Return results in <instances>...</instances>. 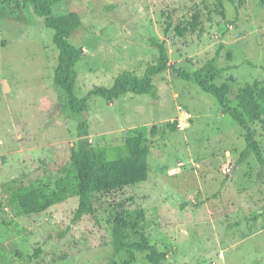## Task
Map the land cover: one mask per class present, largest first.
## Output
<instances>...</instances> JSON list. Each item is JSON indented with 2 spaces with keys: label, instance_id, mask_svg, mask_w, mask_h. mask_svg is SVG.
Masks as SVG:
<instances>
[{
  "label": "rangeland",
  "instance_id": "rangeland-1",
  "mask_svg": "<svg viewBox=\"0 0 264 264\" xmlns=\"http://www.w3.org/2000/svg\"><path fill=\"white\" fill-rule=\"evenodd\" d=\"M70 11L82 19L71 37L84 49L75 66L78 97L111 87L124 70L143 76L165 40L172 63L204 68L228 86L233 105L253 103L256 117L246 116L264 152V0L55 6L58 14ZM54 32L31 6L0 7V264H153L148 250H116L117 210L129 222L127 241L159 246L167 264H264V169L254 153L238 162L245 130L212 94L171 68L155 76L157 96L128 92L109 102L91 95L85 113L99 159L127 156L126 139L144 130L147 180L100 194L97 213L77 221L78 194L37 214L12 202L17 188H55L59 175L78 185L71 153L81 137L54 87Z\"/></svg>",
  "mask_w": 264,
  "mask_h": 264
},
{
  "label": "trees",
  "instance_id": "trees-1",
  "mask_svg": "<svg viewBox=\"0 0 264 264\" xmlns=\"http://www.w3.org/2000/svg\"><path fill=\"white\" fill-rule=\"evenodd\" d=\"M62 0H0L2 9L20 11L31 6L35 14L44 19V24L54 29L53 40L59 49L58 65L54 75V87L58 91L59 103L63 113L78 122V134L81 137L78 148L72 150L71 166L76 172L78 185L72 184L65 177L59 175L53 179L55 188L43 189L21 186L11 197L12 202L18 204L24 213H41L55 203L67 199L72 194H78L79 205L74 214V221L84 215L95 214L101 202L100 194L120 189L127 185L136 184L148 179L149 176V148L145 144L144 130H136L134 135L126 139L127 156L116 159L96 158L91 149L89 121L85 113L89 109V97L97 95L109 102H114L122 95L132 92L135 94H150L157 96L158 88L154 83L155 76L169 68L177 77L192 81L203 91L212 94L224 113L229 114L245 130L246 147L242 150L238 162L245 160L250 153H254L264 169V152L255 137V130L249 123L246 113L256 117V110L251 101L233 105L229 98V88L225 84H218L204 73V68L189 72L185 68L171 62L166 41L159 43V56L155 63L150 64L143 76H137L129 70H124L115 79L111 87L96 86L88 94L78 97L75 94L77 74L75 66L84 53L80 47L71 41L73 33L82 23L77 11L56 13L55 6ZM220 50V49H219ZM219 50L217 54L219 53ZM215 57L208 61L207 66H213ZM177 127V122L171 124ZM152 136L158 134L156 127L150 130ZM129 222L121 211L112 214V238L116 250H148L147 257L153 264H167V253L157 245L148 241L128 242L125 229Z\"/></svg>",
  "mask_w": 264,
  "mask_h": 264
}]
</instances>
